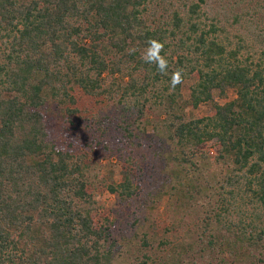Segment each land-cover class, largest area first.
Instances as JSON below:
<instances>
[{
  "label": "trees",
  "instance_id": "16d2710c",
  "mask_svg": "<svg viewBox=\"0 0 264 264\" xmlns=\"http://www.w3.org/2000/svg\"><path fill=\"white\" fill-rule=\"evenodd\" d=\"M180 1L0 0V264H118L124 254L91 187L90 152L54 130L53 113L75 125L84 112L87 146H111L112 155L149 125L179 166L213 152L226 166L215 190L188 185L192 199L206 198L204 261L224 264L229 251L240 264H264V0H220L222 12L210 0ZM258 12L263 48L255 58L224 22L243 24ZM153 37L164 42L168 75L140 58ZM177 68L183 81L172 88ZM229 88L233 99L215 101ZM205 103L213 114L187 112ZM126 159L120 182L107 186L121 200L141 188ZM137 264L176 262L145 252Z\"/></svg>",
  "mask_w": 264,
  "mask_h": 264
},
{
  "label": "rangeland",
  "instance_id": "374dc122",
  "mask_svg": "<svg viewBox=\"0 0 264 264\" xmlns=\"http://www.w3.org/2000/svg\"><path fill=\"white\" fill-rule=\"evenodd\" d=\"M177 1L182 5L180 0ZM210 2L213 7V9L210 7L211 10L222 12L220 0H210ZM213 11L209 15L213 16ZM259 13L254 18L249 17L248 22L243 21V24L226 23L222 16V21L230 31L231 39L234 42L239 41L236 35L241 33L245 40L243 52L249 51L248 53L255 58L263 48L259 42L262 38L258 39L261 33ZM193 81V79L188 81L184 88L186 97ZM234 97L235 92L232 88L228 89L226 97H222L217 91L214 93L215 101L220 103H225ZM87 98L85 97L86 100H83L81 107L89 103ZM92 110L96 111V109ZM214 111L212 103L201 104L198 108L187 107V112L197 117L213 114ZM89 115L88 112H84L80 118H75V125H72L53 113L52 121L61 141L66 145H73L72 147L78 151L90 152L91 187L101 211L110 210L114 222L112 237L116 238L125 249L118 264L128 262L137 264L145 252L152 254L154 258L173 260L176 264H190L192 261H195L193 264H207L201 250L202 244L198 243L199 238H207L205 235L201 236L202 218L205 216L202 202L206 198L200 197V201L192 199L188 193L191 191L188 185L190 179L198 181L203 194L210 195L217 186L215 177L224 173L226 166L216 161L213 152L207 159L200 160L197 166L177 165V159L174 158L175 151L172 152L171 147L154 137L150 125L141 140L127 145L123 152L118 151V155H112V150H106L111 146L105 148L96 145V149L90 148L87 146L88 137H92L88 131L91 119ZM149 118L152 120L151 117ZM128 154L132 157L135 178L137 183H141V188L136 197L121 200L117 195L112 194L107 186L122 179V169L127 163ZM176 171L185 184L178 181ZM232 216L236 217V213L234 212ZM145 237L149 240L148 246L142 244ZM190 244L192 248H189ZM222 256L226 260L224 264H240V259L235 258L229 251Z\"/></svg>",
  "mask_w": 264,
  "mask_h": 264
},
{
  "label": "clouds",
  "instance_id": "9594fccd",
  "mask_svg": "<svg viewBox=\"0 0 264 264\" xmlns=\"http://www.w3.org/2000/svg\"><path fill=\"white\" fill-rule=\"evenodd\" d=\"M147 47L141 53V59L144 63L154 64L157 71L163 75H168L169 62L166 55H162L164 49V42L158 38H150L147 42ZM183 81V70L180 68L175 69L170 76V85L175 88L177 84Z\"/></svg>",
  "mask_w": 264,
  "mask_h": 264
}]
</instances>
